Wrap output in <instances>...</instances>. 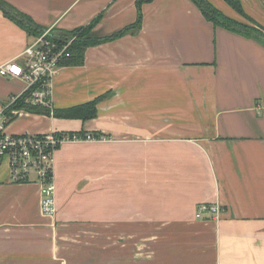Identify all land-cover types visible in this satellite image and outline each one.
<instances>
[{
	"label": "crops",
	"instance_id": "0c3cea01",
	"mask_svg": "<svg viewBox=\"0 0 264 264\" xmlns=\"http://www.w3.org/2000/svg\"><path fill=\"white\" fill-rule=\"evenodd\" d=\"M4 1L37 33L0 11V65L46 31L65 39L97 17L96 38L133 27L139 13L142 28L60 68L53 116L29 110L9 125L105 140L56 153L55 217L42 214L37 183H12L0 166V264H264V40L215 26L191 0ZM208 1L264 31V0H240L253 23ZM100 97L94 119L55 116ZM217 199L219 227L195 218Z\"/></svg>",
	"mask_w": 264,
	"mask_h": 264
},
{
	"label": "built area",
	"instance_id": "2783aa9c",
	"mask_svg": "<svg viewBox=\"0 0 264 264\" xmlns=\"http://www.w3.org/2000/svg\"><path fill=\"white\" fill-rule=\"evenodd\" d=\"M76 37L57 38L52 31L37 36L18 59L0 65V77L20 81L22 91L7 101L0 100V166L8 164L12 183L34 181L40 187L41 211L47 217L57 214L55 156L68 143L102 142L105 139L91 134L53 131L45 134L15 135L9 125L19 116L36 108L54 115L53 82L64 62L72 57ZM22 101L20 108H15ZM225 210L217 199L198 205L195 218L210 220L217 227Z\"/></svg>",
	"mask_w": 264,
	"mask_h": 264
},
{
	"label": "trees",
	"instance_id": "16d2710c",
	"mask_svg": "<svg viewBox=\"0 0 264 264\" xmlns=\"http://www.w3.org/2000/svg\"><path fill=\"white\" fill-rule=\"evenodd\" d=\"M145 0H140L143 2ZM201 11L204 18L213 23L215 26H224L232 31H237L244 33L246 36L252 37L254 39L263 41L264 40V31L257 30L248 24H241L237 21L224 16L219 10H217L208 0H191ZM235 13L244 18L247 22L253 23L254 21L248 17L243 9L240 0H223ZM139 7V6H138ZM0 11L4 14L5 17L9 18L17 25L25 29L31 35H36L37 26L34 25L33 21L25 14L20 13L10 4L4 0H0ZM101 17H97L91 24L87 27L77 29L71 33H67L66 37H76L77 40L74 42L72 47V57L64 62L65 65L69 66H80L84 62L85 52L87 48L91 46L99 45L103 42L117 39L122 37L124 34L139 31L142 28V15L139 13L137 23L128 29L115 33L109 37L96 38L93 35V30L99 24ZM38 35V34H37ZM39 36V35H38ZM264 42V41H263ZM103 97H100L88 104L69 109L67 111H55L56 118L59 119H80L83 121L91 120L96 118L97 115V104ZM22 101H18L15 105V108H20ZM33 112L38 113L39 111L36 108H30ZM82 135L85 133H81Z\"/></svg>",
	"mask_w": 264,
	"mask_h": 264
},
{
	"label": "rangeland",
	"instance_id": "374dc122",
	"mask_svg": "<svg viewBox=\"0 0 264 264\" xmlns=\"http://www.w3.org/2000/svg\"><path fill=\"white\" fill-rule=\"evenodd\" d=\"M1 78V77H0ZM3 81H0V90H8L9 87H10V90H16V92L14 93V95L16 96L17 94H19L21 92V90L23 89L22 85L17 83V82H14L12 83L11 82V79H3ZM3 101H7V100H3ZM150 255V256H149ZM148 257H153V255L151 254H148Z\"/></svg>",
	"mask_w": 264,
	"mask_h": 264
},
{
	"label": "water",
	"instance_id": "95a60500",
	"mask_svg": "<svg viewBox=\"0 0 264 264\" xmlns=\"http://www.w3.org/2000/svg\"><path fill=\"white\" fill-rule=\"evenodd\" d=\"M94 35V34H93ZM264 43V42H263Z\"/></svg>",
	"mask_w": 264,
	"mask_h": 264
}]
</instances>
